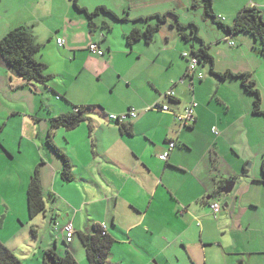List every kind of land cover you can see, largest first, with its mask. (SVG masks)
<instances>
[{
  "label": "crops",
  "instance_id": "crops-1",
  "mask_svg": "<svg viewBox=\"0 0 264 264\" xmlns=\"http://www.w3.org/2000/svg\"><path fill=\"white\" fill-rule=\"evenodd\" d=\"M89 1L78 0V5L89 12L105 7L125 20L100 14L89 29L87 17L73 7L71 0H30V8L22 6L15 11V26L30 28L42 45L35 58L52 77L46 84L35 83L49 95L47 121L70 113L72 106L102 108L88 112L95 117L87 114L88 119L75 132L60 128L52 133V142L72 166L71 183L60 179L61 162L46 146L48 131L43 139L36 137L37 153L27 159L18 175L20 188L25 189L35 166L42 163L43 191L53 196L54 205L65 214L66 219H50L51 238L45 250L54 249L60 256L68 253L77 264H87L77 234H93L94 226L104 224L114 240L108 264H234L232 255H249L244 263L255 264L256 258L252 257L264 254V118L252 115L251 97L243 91L239 79L206 78L203 71L209 74L207 65L197 68L202 80L190 78L188 59L182 56L185 48L179 53L175 40L172 46L168 41V32L176 30L166 28V24L173 28L168 20L159 32L170 56L148 55L146 47H153V43L126 44L127 33L144 27L143 23L137 26L133 22L173 12L161 11L158 5L162 6L163 0H139L134 6L140 10H134L133 18L131 10L125 11L129 9L127 0H114L115 5L110 0ZM216 2L212 0L215 16L226 25L232 24L243 7L264 8V0H232L219 9L214 7ZM19 11L25 20H21ZM6 24L0 38L15 27L11 22ZM116 27L122 29L118 40L113 39ZM199 32V39L209 46L214 71L250 74L264 111V57L253 50L251 37L240 34L228 39L218 30V35L206 37ZM176 35L179 37L177 31ZM57 39L63 41L62 46L57 45ZM90 43L98 44L102 57L88 52ZM0 68V84L6 94L20 88L14 84L22 79L1 56ZM102 75L111 88L110 95L114 94L104 101L99 91L90 90L83 82ZM170 90L174 93L172 102L164 98ZM192 101L197 103L194 121L180 128L176 116ZM158 102L168 105L170 111L148 110ZM131 108L138 112L128 121L133 135H122L107 116ZM168 141L175 146L168 159L161 161L158 157L166 151ZM230 188L231 192L221 199L220 191ZM216 200L221 210L214 218L210 203ZM245 209L248 213L243 212ZM67 223L74 228L69 244L61 231ZM231 233L243 238L238 243ZM226 243L231 248L242 244L245 251L234 253ZM117 245L122 248L116 250Z\"/></svg>",
  "mask_w": 264,
  "mask_h": 264
},
{
  "label": "rangeland",
  "instance_id": "rangeland-1",
  "mask_svg": "<svg viewBox=\"0 0 264 264\" xmlns=\"http://www.w3.org/2000/svg\"><path fill=\"white\" fill-rule=\"evenodd\" d=\"M86 1L90 2L89 0ZM110 1L115 5L114 0ZM216 1L214 7L219 9L220 7L225 8L226 2H231L232 0ZM127 2L129 9L127 8L125 11L128 13L130 12L128 10H131L130 18H133L135 16L134 10L136 9L134 4L137 5L139 0H127ZM113 4L110 5L113 6ZM22 6L30 8V0H1L0 33L4 29V24L7 26L6 22H11L13 27L17 24L18 14H16L15 11L19 7L21 10ZM159 6L161 7V11H165L163 13H166V9H171L173 11L172 13L178 17V22L180 24L183 23L187 26L191 22L196 25L202 36L213 37L214 35H218L215 25H213L210 20L204 19L201 0H163V5H158V7ZM113 7L117 10V6ZM55 8L57 9L58 7ZM138 8H141V6L139 5ZM90 9H92V6H90L89 10ZM136 10L139 11L140 9ZM262 11L264 13V8H262ZM20 16L21 20L26 19L22 12H20ZM100 16H102V13ZM103 16L110 18L108 15ZM167 18L169 23L175 24L173 17L168 16ZM133 23L137 26H142L141 21ZM165 26L168 30L175 29L169 27V24ZM17 27L19 26H15L13 29ZM121 30V28L116 27V32L113 37L114 40H118V33ZM186 33H188V31ZM162 34V32H158L155 35L154 41L152 42L153 47H146L149 48L148 55L151 56L155 53H160L161 57H168L171 55V52L168 49H164V46L161 44V41L164 42L165 40L164 37H161ZM168 34L170 36L168 39L170 45L172 46L175 40V44L178 45L176 50L179 53L181 52L180 48H185L184 51L189 54L191 44L193 43L195 47L199 44V42L195 40H193L191 44L185 43L180 36L177 37L176 30L170 31ZM203 73L206 78H209L207 71H203ZM16 81L18 80L16 79ZM83 82L87 84L90 90H97L103 95L101 101H104V98L111 99L114 96V94L110 95L111 88H109L103 75L100 77H91ZM18 83L20 84H14V87L19 85L20 88H15L12 92L7 94L5 87L0 84V124H4L2 132L0 133V242L9 248L22 264H41L43 253L47 248L46 244L50 242L51 238V232L49 230L50 219L54 218L60 220L66 218H64L65 214L63 209L56 204L54 205L53 196L46 192H43L46 212L33 219L28 215L26 202L28 184L25 189L20 188L18 175L22 173V170L28 163L27 159L30 158L31 160L37 153L35 145V142H37L36 137L39 136L43 139L45 133L49 131V123L47 121L49 112L46 108L49 105L47 100L49 95L46 90L43 89L44 87L40 88L39 84L23 80L18 81ZM13 112L16 114L12 115ZM89 115H92V119L95 117V115L91 113H88V116ZM177 124L180 128L182 127L178 122ZM73 132H75V130ZM46 136L47 134L45 137ZM21 137H23V140ZM225 196H227V194L223 192L220 193L221 199ZM52 207L54 208L53 210H51ZM247 210L249 209H245L243 212L248 213ZM230 235L235 240L243 238V236L236 233H231ZM225 246L234 253H236V251L237 253L239 251H245L242 248V244H237L231 248L226 243ZM121 248V245H117L116 250H120ZM232 256L234 258V264H247L244 263V261H247L249 255L243 257L237 255ZM259 256L260 257H252L256 258L255 264H264V254ZM222 263L223 262L220 261V263L214 262L213 264ZM123 264L129 263L125 261Z\"/></svg>",
  "mask_w": 264,
  "mask_h": 264
},
{
  "label": "trees",
  "instance_id": "trees-1",
  "mask_svg": "<svg viewBox=\"0 0 264 264\" xmlns=\"http://www.w3.org/2000/svg\"><path fill=\"white\" fill-rule=\"evenodd\" d=\"M1 2V0H0ZM73 7L82 12L88 20L89 29L93 28V19L100 15H108L116 21H122L110 10L105 7H97L89 12L85 8L78 5V0H71ZM203 5L204 19L210 20L219 32L225 35L228 39L234 38L237 35L245 34L251 37L254 42L253 50L261 57H264V13L262 10L255 7H243L233 18L231 25H226L221 18L215 16L212 0H201ZM126 15V13H125ZM174 18L175 24L170 25L176 29L181 39L191 44L193 40L199 42L198 46L191 44L190 56L197 60L198 66L207 65L209 75L217 78L220 81L227 79H239L241 88L252 99L251 113L254 116L264 118V111L261 109V99L258 90L255 88V83L250 79V74L240 73L234 74L230 71L224 73H216L214 71L213 58L209 54V46L204 44L198 37V28L195 25L188 24L183 26L178 22V17L173 13L165 15H157L139 19L143 23L142 29H132L125 37L126 44L131 46L133 43L143 41L146 45L153 42L155 35L160 31L163 25L167 22V17ZM205 20V21H207ZM103 25V29L109 32V28ZM188 33H186L187 31ZM42 45L36 42L31 33L30 28L19 26L9 30L0 39V56L9 66V68L26 82L46 84L51 80V76L46 73V66L38 62L35 58L40 51ZM60 97V96H58ZM173 101V99L169 100ZM191 103V102H190ZM196 103V102H195ZM197 104V103H196ZM197 107V106H196ZM99 109L100 106H72V111L68 114H61L52 117L48 120L49 131L46 136V146L60 160L61 169L59 172L62 182L68 184L73 181L72 166L68 157L52 142V133L56 129H64L65 131L74 130L80 123L86 121L88 112ZM170 110V108H169ZM120 133L126 136H132L133 131L131 125L118 124ZM4 124H0V133ZM92 128L88 131L91 134ZM1 146V144H0ZM42 163L35 166L32 174L29 177L28 187L26 191L27 211L31 219L46 212V206L43 196V188L40 176V167ZM262 180L264 184V158L262 161ZM216 202H218L216 200ZM212 203V202H211ZM210 203V204H211ZM221 207V206H220ZM93 234L78 233L79 240L85 252L87 264H108V257L114 245V240L103 231L100 226H94ZM0 264H22L21 261L10 251L5 245L0 242ZM41 264H77L73 257L66 253L63 256L58 255L54 249H47L43 253Z\"/></svg>",
  "mask_w": 264,
  "mask_h": 264
},
{
  "label": "built area",
  "instance_id": "built-area-1",
  "mask_svg": "<svg viewBox=\"0 0 264 264\" xmlns=\"http://www.w3.org/2000/svg\"><path fill=\"white\" fill-rule=\"evenodd\" d=\"M57 45L62 46L63 41L61 39L56 40ZM232 45V43H231ZM88 52L91 55H95L97 57H102L103 56V50L100 49L97 43H90L87 47ZM183 58L188 59V66H187V73L190 76V78H196L198 80L203 79V75L197 71L198 68V63L197 60L191 57L189 54L185 53L182 55ZM164 98L171 100L174 98V93L172 90L168 91L165 95ZM197 104L192 101L182 112V114L176 116V121L182 126V127H187L194 121V109L196 108ZM148 110L152 111H161V112H169V106L166 104H161V103H156L152 107L148 108ZM138 112L134 109L131 108L129 109L126 113L120 114V115H108L107 119L110 122L118 123V124H126L128 123L129 120L135 119L137 117ZM214 135H217L216 131H213ZM175 146V143L172 141L167 142V149L165 152H163L158 158L161 161H166L169 157V153L173 150ZM210 210L215 218V216L220 212L221 207L218 202L213 201L210 204ZM100 228L106 232V226L104 224L100 225ZM61 231L64 236V241L66 244H69L73 237H74V228L71 223L65 224L62 228Z\"/></svg>",
  "mask_w": 264,
  "mask_h": 264
},
{
  "label": "water",
  "instance_id": "water-1",
  "mask_svg": "<svg viewBox=\"0 0 264 264\" xmlns=\"http://www.w3.org/2000/svg\"><path fill=\"white\" fill-rule=\"evenodd\" d=\"M231 188H232V186H231ZM231 188L228 189V190H222V191H220V193L223 192L224 194H229L231 192V190H232Z\"/></svg>",
  "mask_w": 264,
  "mask_h": 264
},
{
  "label": "clouds",
  "instance_id": "clouds-1",
  "mask_svg": "<svg viewBox=\"0 0 264 264\" xmlns=\"http://www.w3.org/2000/svg\"><path fill=\"white\" fill-rule=\"evenodd\" d=\"M100 226V225H99Z\"/></svg>",
  "mask_w": 264,
  "mask_h": 264
}]
</instances>
